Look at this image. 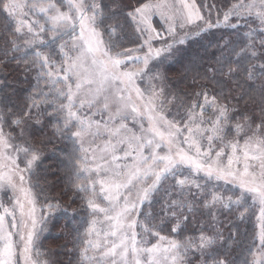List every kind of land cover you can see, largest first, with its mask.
<instances>
[{"label": "snow or ice", "instance_id": "1", "mask_svg": "<svg viewBox=\"0 0 264 264\" xmlns=\"http://www.w3.org/2000/svg\"><path fill=\"white\" fill-rule=\"evenodd\" d=\"M0 8L12 24L9 31L14 30L15 38L10 41V50L25 54L17 59L28 60L30 56L33 65L39 67L38 83L40 77L46 78L43 82L50 84V91L55 93V96H49L41 92V97L52 103L55 111L62 113L64 118L59 130L66 131L69 139L75 137L73 143L79 145L76 148L79 155L72 161L76 186L87 198L88 208L94 217L81 253L88 264H185L191 248L196 247L203 252L215 243V238L210 236H201L197 244L191 240H168L154 230L156 225L148 217H145L148 223L138 222L141 206L145 202L150 204L153 195L161 190L162 183L169 179L176 182L182 196L185 189L187 194H203V207L236 210L243 207L247 211L250 206L258 205L259 259L254 255L252 264H264V118L251 130L252 134L243 145L239 141L225 142V124L228 121L225 107L216 106L217 114L205 120L204 106L193 102L180 120L168 119L164 114L163 88L157 91L150 86L145 95L137 86V79L144 75V69L151 60L170 51L174 44L185 42V35L178 36L177 28L183 29L204 20L194 0L192 3L180 0L179 7L166 0H149L129 13L143 39L139 47L147 49L143 56L137 54L138 50L125 48L118 51L115 44H105L97 24V18L103 13L95 2L86 4L85 0H69L68 12L60 11L52 0H0ZM34 10L38 15L42 14L43 23L40 19L29 21L24 18ZM157 14L167 26L166 34L152 24V17ZM242 14L255 15L264 25V0H252L251 3L240 0L224 14V20L228 21L231 15ZM219 23L217 21L215 26ZM204 25L214 26L207 20ZM46 32L52 34L51 41L47 43L42 35ZM66 37L65 43L60 44ZM168 37H172L171 42H168ZM158 39L164 40L165 44L154 48L152 41ZM69 42L76 50L75 55L64 51ZM53 44H60L63 52L59 63L48 52V49H53ZM248 47L240 52L233 50L238 58L235 62L250 59L244 55ZM0 51L7 55L8 49ZM252 56H255L254 50ZM225 61L228 65L234 62L227 57ZM137 65H143V68ZM259 68L260 75L264 76V64ZM227 71L231 74V67ZM245 71L250 78H256L252 69ZM73 78L74 86L70 83ZM61 83L65 85L64 90L57 87ZM261 91L264 92V88ZM202 95L207 104V93ZM82 109L92 110L91 115H102L107 110L108 121H95ZM145 118L147 128L144 126ZM129 119L139 123V134L124 123ZM13 122L19 125L21 120ZM3 125L0 118V187L11 186L19 195L11 208L0 204V264H18V249H22L24 264H45L34 260L32 251L46 216L38 215L36 198L31 189L24 186L25 176L22 174L31 172L39 159V152L31 146L13 145L3 132ZM241 130L237 124L235 131L239 133ZM105 133L108 139L103 145L92 148V144L102 139ZM121 145L125 147L121 149ZM225 149H230L226 162L221 159ZM20 153L26 161L24 169L16 162ZM200 174H203L207 187L195 179ZM16 177L19 184L13 182ZM225 185L237 186L241 192L230 195ZM193 188L198 191L192 193ZM246 195L251 197V205L245 201ZM52 207L48 206L49 211ZM167 207L171 216H175L177 211H191L189 203L183 199L173 200ZM138 223L142 229L139 240ZM97 224L101 227L97 228ZM179 226L177 218L173 231ZM146 235H156L160 242L148 247ZM213 264L225 262L213 258Z\"/></svg>", "mask_w": 264, "mask_h": 264}, {"label": "trees", "instance_id": "2", "mask_svg": "<svg viewBox=\"0 0 264 264\" xmlns=\"http://www.w3.org/2000/svg\"><path fill=\"white\" fill-rule=\"evenodd\" d=\"M52 1L66 9L65 0ZM171 1L176 4L178 0ZM148 2L97 0L96 4L103 13L102 17L97 18V24L105 44H115L118 51L125 48L138 50L137 54L143 56L147 49L139 47L143 39L129 13ZM194 2L204 20L183 29L177 28L178 36L185 35V42L174 44L170 51L149 62L144 69L146 77L141 87L148 91L157 82L158 89L163 88L164 113L168 119L180 120L193 102L204 106L205 120L217 114L216 106L225 107L228 114L225 142L238 141L243 136L235 131L237 124L251 135V130L259 126L264 118V92L261 91L264 88V76L260 75L259 68V65L264 64V29L255 18L239 20L233 16L229 22H224V14L238 5L240 0ZM205 20L214 26L206 27ZM217 21L220 22L219 26H215ZM152 24L162 34H166L167 26L158 14L152 17ZM11 28L7 14L0 8V49H8L7 55L0 51V118L4 121L3 129L12 144L31 146L39 152V159L31 172H26L36 197L38 215L46 216L33 255L45 264H88L81 253L92 212L84 193L76 186L72 164L77 156L76 144L73 143L74 138L69 139L66 131L59 130L62 125L60 112L53 111L52 103L41 97V92L47 94L50 84L44 83L46 78L43 77L39 78L38 83L39 67L33 65L30 56L28 60L17 59L25 54L10 50V41L15 38L14 30L9 31ZM167 39L171 42L172 37ZM164 44V40L152 41L154 48ZM246 47L248 51L244 55L250 59L235 62L238 58L233 50L240 52ZM53 49H48L49 54L55 61L61 60L57 44H53ZM253 50L255 56H252ZM226 57L234 62L228 65ZM137 67L143 68V65ZM229 67L232 69L231 74L227 71ZM245 69H252L256 78H250ZM203 93H207L208 98H215L216 104H205ZM26 112L29 114L24 115ZM17 119L21 120L19 125L13 122ZM229 153L227 150L226 157L222 156L225 162ZM20 154L19 163L24 169L26 161L23 153ZM201 184L208 186L205 180ZM225 189L230 195L241 192L234 185H225ZM197 191L192 189V193ZM184 193L182 196L180 188L172 179L162 183L161 190L154 194L151 203L141 208L138 222L148 223L145 220L148 217L160 235L180 241L191 240L193 244H197L201 236L215 238V243L203 249V252L196 247L191 248L185 257V264H213V258L223 260L225 264H252L253 256L260 248L257 206H250L247 211L243 207L239 210L210 209L201 205L203 194H187V189ZM11 195L9 189L2 193V200L8 206L12 204ZM181 199L189 203L191 211L185 209L171 216L168 203ZM245 201L248 205L252 204L247 198ZM49 205L54 206L51 211ZM210 212L212 215H209ZM161 217H164L163 221ZM177 218L180 226L173 231ZM137 233L140 239L142 229L139 223ZM145 240L152 245L158 236L146 235Z\"/></svg>", "mask_w": 264, "mask_h": 264}, {"label": "rangeland", "instance_id": "3", "mask_svg": "<svg viewBox=\"0 0 264 264\" xmlns=\"http://www.w3.org/2000/svg\"><path fill=\"white\" fill-rule=\"evenodd\" d=\"M66 1V9H62L60 6H58L55 2H53V3H55L59 8H60V11H62V12H68L69 11V8H68V2H69V0H65ZM96 1L97 0H90V1H88V0H85V3L87 4V3H92V2H95L96 3ZM168 0H166V2H167ZM187 2L188 3H192L193 2V0H187ZM244 3H251L252 2V0H248V1H243ZM257 2H258V0H257ZM168 3H173L171 0H169L168 1ZM195 3V2H194ZM177 7H179L180 6V0H178L177 1V3L175 4ZM195 5H196V3H195ZM196 7H197V5H196ZM197 9L199 10V8L197 7ZM232 10V9H231ZM26 11H27V9H26ZM199 12H200V14L203 16V14L201 13V11L199 10ZM229 12V11H228ZM233 16H235V17H237L239 20H242L243 18H248V19H251V18H255V19H257L256 18V16L255 15H251V16H249V15H247V14H242V15H240V16H237V15H231L230 17H229V19H228V21H225L224 20V22H229V20H230V18L231 17H233ZM25 19H27V20H29V21H33V20H36V19H40L41 20V23H43V16H42V14H40V15H38L37 14V12L34 10V11H32V12H28V15L27 16H25L24 17ZM201 21V20H200ZM200 21H197V23H199ZM259 21V20H258ZM260 22V21H259ZM45 27H50V25H45ZM262 28L264 29V25H262ZM76 31H77V33L79 32V27H77V29H76ZM98 31H99V29H98ZM43 36H44V38H45V41H46V43L47 42H49V41H51V39H52V34L51 33H48V32H46V33H43L42 34ZM103 39V38H102ZM67 40V37L65 38V40H61L60 41V44H64L65 43V41ZM104 40V39H103ZM60 44H57V50H58V52H59V54H60V58H61V56H63V52H61L60 51ZM64 51H67L68 53H69V55H75L76 54V50L75 49H73L72 47H71V42H69L68 43V45L66 46V48H65V50ZM164 54V52L160 55V57L162 56ZM160 57H158V58H160ZM157 58V59H158ZM59 61H60V59L59 60H57V63H59ZM138 68H141V67H138ZM61 78L63 77V72H61ZM145 77H146V75H145V73H144V75L142 76V77H140V78H138L137 79V86L141 89V91L142 92H144L145 93V95H147V92L148 91H146V90H143L142 89V87H141V82H143L144 81V79H145ZM73 81H74V78H73V80L72 81H70V83H73ZM73 86H74V83H73ZM152 86H154V88L157 90V91H159V89H158V87H157V82L156 83H153V85ZM51 85H50V89H51ZM57 87L59 88V89H61V90H64L65 89V85L63 84V83H61V84H59V85H57ZM50 89H49V91L47 92V95H49V96H55V93L54 92H52V91H50ZM133 95H135V94H133ZM65 103H66V100L64 101ZM209 103L210 104H216V102L213 100V98H209ZM58 106V105H57ZM110 107H112V108H114V105H110ZM52 110L53 111H55L54 110V108H53V104H52ZM214 110H215V108H214ZM82 112H88L89 113V115L91 116V119H93V120H95V121H101V123H104V122H106V121H108V111L107 110H104L103 111V113H102V115H91V111L92 110H89V109H82L81 110ZM61 114V118H60V120H61V122H63V115H62V113H60ZM165 114V113H164ZM166 115V114H165ZM227 117H228V114H227ZM210 118H212V116L210 117ZM117 123H119V121H117ZM124 123L127 125V127L129 128V129H132L134 132H136L137 134H139V131H140V125H139V123H136L135 121H133V120H131V119H129V120H126V121H124ZM144 126H145V128H147L148 127V124H147V121H146V118H145V121H144ZM241 131H240V135H242L243 136V138H240L238 141H239V143L241 144V145H243V143H244V140L245 139H247V137L249 136V134H247L244 130H243V128L241 127ZM3 132L5 133V135H6V132H5V130L3 129ZM245 135H247V136H245ZM7 136V135H6ZM74 139H75V137H73ZM108 139V136H107V134L105 133L104 135H103V138L102 139H98L97 141H96V143H94V144H92V148H96L97 147V145H103V143L105 142V140H107ZM114 139V138H113ZM232 141H237L236 139H234V140H232ZM231 142V141H230ZM14 145V144H13ZM79 145L78 144H76V148L78 147ZM125 146L124 145H121L120 146V148L121 149H123ZM227 150H229V152H230V149H225V151H224V155L223 156H225V155H227ZM9 151H12V149H9ZM145 152L147 153V149H145ZM77 153V152H76ZM21 155V154H20ZM77 155H79V153H77ZM89 155H91V152L89 153ZM228 155H230V153L228 154ZM226 157V156H225ZM225 157H221V159H224ZM17 164L19 165V167L21 168V169H23L22 167H21V164L19 163V157L17 158ZM240 167H242V165H240ZM186 169V168H185ZM185 169H184V171H185ZM186 172V171H185ZM24 176H25V181H24V186L26 187V188H30V184H29V181H28V178H27V175H26V172H23L22 173ZM195 179L199 182V183H203V181L205 180V178L203 177V174H200L199 176H196L195 177ZM14 183H16V184H19V178L18 177H16V178H14V181H13ZM98 187V186H97ZM7 189H9L11 192H12V195H11V201H12V204L10 205V206H8L5 202H3V200H2V193L5 191H7ZM31 189V188H30ZM240 190V189H239ZM32 191V190H31ZM241 191V190H240ZM33 193V192H32ZM19 195V192L18 191H14L13 189H12V187L11 186H4V187H0V204H3V206L4 207H8V208H11V207H13V205L15 204V197L16 196H18ZM33 195H34V193H33ZM35 196V195H34ZM154 196V195H153ZM36 198V197H35ZM153 198V197H152ZM245 198H247V199H249L250 201H251V197L250 196H245ZM101 203H106V201H101ZM146 203H148V202H145V204ZM251 203H252V201H251ZM144 206V204L141 206V208ZM257 206V212H258V216H257V224H258V228H259V230H260V226H259V222H258V217H259V214H260V208H259V206L258 205H256ZM36 207H37V204H36ZM141 208L139 209V212L141 211ZM93 214H92V218H91V220H90V223H89V226H88V228H87V231H86V233L88 232V230L92 227V220H93ZM10 219V218H9ZM101 227V225L100 224H97V228H100ZM138 228V227H137ZM136 231H137V229H136ZM14 239H16L15 237H14ZM137 239L139 240V238H138V236H137ZM168 240H172L173 238H167ZM160 241H159V238H158V240L156 241V243H159ZM155 243V244H156ZM152 245H154V244H152ZM152 245H149L148 243H147V246L148 247H151ZM21 253H22V249H18V251H17V262H18V264H24V262H23V256L21 255ZM89 255H92V253L91 252H89ZM256 258L257 259H259V252L257 251L256 252ZM32 257H33V259L34 260H37V256H35L34 257V255H33V251H32ZM142 262H143V257H142Z\"/></svg>", "mask_w": 264, "mask_h": 264}]
</instances>
